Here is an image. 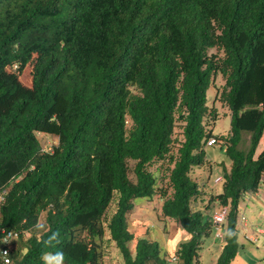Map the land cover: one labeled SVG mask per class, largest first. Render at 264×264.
<instances>
[{
    "label": "trees",
    "instance_id": "obj_1",
    "mask_svg": "<svg viewBox=\"0 0 264 264\" xmlns=\"http://www.w3.org/2000/svg\"><path fill=\"white\" fill-rule=\"evenodd\" d=\"M210 87L229 112L225 135L209 128ZM263 132L264 0H0V229L19 233L12 264H40L42 215L65 264H104L110 244L123 264H169L128 229L134 199L155 197L187 235L176 264H200L213 230L195 204L204 196L228 208L214 264H231L239 204L264 174ZM38 134L57 144L42 149ZM210 137L230 161L216 195L191 176Z\"/></svg>",
    "mask_w": 264,
    "mask_h": 264
},
{
    "label": "rangeland",
    "instance_id": "obj_2",
    "mask_svg": "<svg viewBox=\"0 0 264 264\" xmlns=\"http://www.w3.org/2000/svg\"><path fill=\"white\" fill-rule=\"evenodd\" d=\"M211 52V51H210ZM212 53H218L221 55V52L213 49ZM31 71L32 65L27 64L21 74L19 75V81L27 86H31ZM223 83V80L220 76L215 79V86H220ZM215 90L213 87H210L207 90L206 97L209 106H213L218 113L217 119L210 124L212 132L214 135H225L230 128V117L229 112L225 106L220 102L214 101ZM42 149L48 151L52 146L57 144V139L54 136H45L42 134L37 135ZM221 143H217L212 146H208L205 149V156L207 162L199 167L193 168L191 176L194 180L198 182L202 191H205L206 195L214 194L221 191V183L214 184V180L218 176H223V170H228L230 167V161L226 157L224 152V147L220 146ZM264 145V132L262 134L259 147ZM247 146V133L243 132L241 134V143L240 148L245 149ZM258 147V148H259ZM258 148L256 149V154ZM154 168V167H153ZM264 179V174L263 177ZM204 189V190H203ZM261 191L259 194L253 195L248 193V198L245 202H241V207L244 211L243 215L247 222H252L254 226H264V184L260 187ZM204 196L205 203L201 204V201H196V206L201 207L202 210H205L208 215H211L220 204L216 201L210 203V206H207V199ZM203 201V200H202ZM134 208L127 215V224L128 229L133 233L134 238L138 237H148L152 240L158 242L160 247L166 253L167 256H170L168 253L167 244H177L180 240L179 237L183 233L178 225L172 220H166L165 222L160 219V205L161 200L158 197L153 198L151 201L145 200L143 198L134 199ZM214 208H216L214 210ZM113 208L110 207L107 211V217L112 213ZM43 216V215H42ZM40 217V221H43V217ZM241 212L239 213V218ZM179 231V232H178ZM34 233H37L34 230ZM28 234L24 235V238H27ZM217 240V241H216ZM237 242L239 247L238 253L231 262V264H264V246L259 244H252L249 241L245 240L241 234L237 235ZM180 243V242H179ZM219 240L215 239L213 234L205 239L202 243L201 249L199 250V259L200 264H213L216 256L219 254ZM133 242H130L128 247L133 248ZM16 247L20 246V242H16ZM104 264H123L122 257L118 250L113 244L107 245L104 247Z\"/></svg>",
    "mask_w": 264,
    "mask_h": 264
},
{
    "label": "built area",
    "instance_id": "obj_3",
    "mask_svg": "<svg viewBox=\"0 0 264 264\" xmlns=\"http://www.w3.org/2000/svg\"><path fill=\"white\" fill-rule=\"evenodd\" d=\"M217 143L216 138L210 137L206 141V147L215 145ZM224 181L223 177L218 176L214 180V184H222ZM264 184V179H261L260 186ZM260 188V187H259ZM2 197H0V200ZM228 213L227 206H218V208L212 212L210 215L211 222H212V234L215 239H218L219 241L223 238V225L226 219ZM264 220V216H263ZM236 231L237 234H241L243 238L247 241H249L252 244H259L260 246H264V226H254L250 222H247L244 216H240L238 214V219L236 223ZM17 232L13 230H7L4 228L0 229V253L7 252L8 258H10V252L14 245V242L18 238ZM4 257L0 256V264H4ZM178 260V256L176 254V250L172 255H170L167 258V262L169 264H176Z\"/></svg>",
    "mask_w": 264,
    "mask_h": 264
},
{
    "label": "clouds",
    "instance_id": "obj_4",
    "mask_svg": "<svg viewBox=\"0 0 264 264\" xmlns=\"http://www.w3.org/2000/svg\"><path fill=\"white\" fill-rule=\"evenodd\" d=\"M34 230L41 236L42 252L40 255V264H65V252L61 248L62 235L59 230H52L51 226L47 223V220L41 222L37 218ZM46 233V238L45 234ZM27 251V250H26ZM0 256H3L4 264H12L10 258H8V253L2 252Z\"/></svg>",
    "mask_w": 264,
    "mask_h": 264
},
{
    "label": "crops",
    "instance_id": "obj_5",
    "mask_svg": "<svg viewBox=\"0 0 264 264\" xmlns=\"http://www.w3.org/2000/svg\"><path fill=\"white\" fill-rule=\"evenodd\" d=\"M264 146V145H263ZM259 147V146H258ZM257 147V148H258ZM262 148L263 147H259L258 148V151H257V154L262 150ZM261 187V186H260ZM221 192V191H220ZM220 192H216V193H214L213 195H216V194H219ZM260 192H262L261 191V189L259 188L258 189V191L257 192H255V193H252L253 195H256V194H259ZM249 196H248V194H246L244 197H243V199H242V201L243 202H245V201H247V200H245L246 198H248ZM263 198H264V196H263ZM241 201V202H242ZM241 202H240V204H239V213L241 212V215H243V213H244V211H243V209H242V207H241ZM205 203V200H203V201H201V204H204ZM263 206H264V202H263ZM216 208H214V210H215ZM205 214H207L206 213V211H205ZM208 215V214H207ZM209 217H210V215H208ZM251 224H252V222H251ZM254 225V224H253ZM179 232V231H178ZM187 238V235L186 234H184V233H182L181 235H180V237H179V240L180 239H182V240H180L179 242H181V241H183V240H185ZM217 241V240H216ZM179 242L177 243V244H170V243H168L167 244V248H168V253H169V255H172L173 253H174V251L177 249V247H178V245H179ZM220 242V241H219ZM218 250L220 251V244H219V247H218ZM167 257H169V256H167ZM217 257H218V255L216 256V258H215V261H216V259H217ZM215 261H214V263H215ZM213 263V264H214Z\"/></svg>",
    "mask_w": 264,
    "mask_h": 264
}]
</instances>
